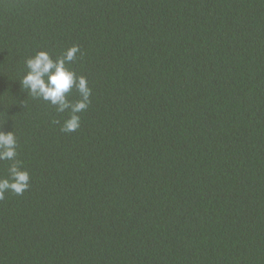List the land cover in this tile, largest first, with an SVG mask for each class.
I'll use <instances>...</instances> for the list:
<instances>
[{"label":"trees","instance_id":"1","mask_svg":"<svg viewBox=\"0 0 264 264\" xmlns=\"http://www.w3.org/2000/svg\"><path fill=\"white\" fill-rule=\"evenodd\" d=\"M73 45L64 133L20 80ZM0 130V264H264V0H0Z\"/></svg>","mask_w":264,"mask_h":264},{"label":"clouds","instance_id":"2","mask_svg":"<svg viewBox=\"0 0 264 264\" xmlns=\"http://www.w3.org/2000/svg\"><path fill=\"white\" fill-rule=\"evenodd\" d=\"M79 46L73 45L63 55L53 59L47 51H39L26 59V73L20 80L23 89L34 99H41L54 106L57 113H68L60 130L71 133L81 126L80 114L88 109L91 103L92 90L87 78L78 76L67 65L71 64L79 52ZM73 90L79 94L76 100L71 99ZM59 124V120H53ZM18 141L14 131L0 130V161H10L8 175L0 177V200L6 193L22 195L30 187V173L23 168V161L18 157Z\"/></svg>","mask_w":264,"mask_h":264}]
</instances>
